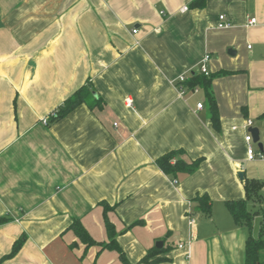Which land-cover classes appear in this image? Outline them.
<instances>
[{
	"label": "crops",
	"instance_id": "0c3cea01",
	"mask_svg": "<svg viewBox=\"0 0 264 264\" xmlns=\"http://www.w3.org/2000/svg\"><path fill=\"white\" fill-rule=\"evenodd\" d=\"M193 1L0 0V264H122L69 229L76 219L107 242L102 202L131 264L153 248L166 261L140 264H244L247 230L226 202L244 198L246 178L264 181V158L248 161L244 141L250 119L264 154V0ZM220 15L230 28H217ZM206 55L217 131L205 92L174 84L201 74ZM88 82L101 109L42 123ZM172 150L201 159L176 184L155 163Z\"/></svg>",
	"mask_w": 264,
	"mask_h": 264
},
{
	"label": "trees",
	"instance_id": "16d2710c",
	"mask_svg": "<svg viewBox=\"0 0 264 264\" xmlns=\"http://www.w3.org/2000/svg\"><path fill=\"white\" fill-rule=\"evenodd\" d=\"M203 0H195L190 4V7H202ZM215 76H204L203 74L192 72L188 78L181 84L185 91H195L196 89L203 90L206 94L210 122L212 128L217 131L220 128V118L215 98L210 90L212 80ZM94 94L96 96H94ZM80 105H86L90 109H101L104 106L102 98L96 94L92 85L86 83L78 88L71 96H69L57 109L49 116L48 124L55 123ZM259 119H264V113L260 115ZM182 150H172L156 160L158 168L172 181L177 182L180 175H189L195 172L201 159L187 160L184 157ZM264 181L255 179H245L244 181V198L238 201L226 202V208L230 213L236 225L245 227L247 230V238L245 243V261L244 264H264V211L261 206L264 202ZM193 201L197 204V209L205 217L211 216V201L207 195L196 196ZM103 208V220L107 234L108 241L103 243L95 242L82 226L80 221L73 219L69 229H71L76 237L86 246H99L101 250L115 251L122 264H131L116 240V231L114 225L108 219V212L113 210V207L105 202L100 203ZM262 212L263 219L259 223L258 232L254 235V220L255 217ZM9 219L6 217L0 218V225ZM142 222L138 221L134 225H141ZM23 243V238L18 239L12 246L11 252L6 255L1 261L14 257L19 251ZM158 249H151L142 258L140 263H157L166 261V258H159L153 260L152 258L158 252Z\"/></svg>",
	"mask_w": 264,
	"mask_h": 264
},
{
	"label": "built area",
	"instance_id": "2783aa9c",
	"mask_svg": "<svg viewBox=\"0 0 264 264\" xmlns=\"http://www.w3.org/2000/svg\"><path fill=\"white\" fill-rule=\"evenodd\" d=\"M256 23V20L255 19H250L248 21V25H254ZM231 27V24L230 22H228L225 18V16L223 15H220L218 17V24H217V28L218 29H227V28H230ZM133 34H136V30H133L132 31ZM209 55H206L202 62L200 63V66H199V71L201 74H203L204 76H209L208 74V71H207V67H206V64L207 62L209 61ZM186 76L187 75H181L179 77L176 78L174 84H175V88L177 90V92L180 94V96H183L185 94V89L181 87V84L186 80ZM197 108L198 109H201L202 108V104H197ZM42 123L44 125H48V121L47 119H44L42 121ZM253 125V121L250 120V119H247L245 121V129H246V135L244 137V141L246 143V159L248 161H253V160H261L264 158V154L259 150V149H256L254 147V144L252 142V136L251 134L248 132V129L251 128ZM173 184H176L175 181H172ZM194 218L191 214H189V225H192L194 223ZM179 247H182V246H179Z\"/></svg>",
	"mask_w": 264,
	"mask_h": 264
},
{
	"label": "water",
	"instance_id": "95a60500",
	"mask_svg": "<svg viewBox=\"0 0 264 264\" xmlns=\"http://www.w3.org/2000/svg\"><path fill=\"white\" fill-rule=\"evenodd\" d=\"M94 96H96V95L94 94ZM248 132L252 136L253 144H256L258 149L260 151H262V144L259 141L260 140V138H259V130L257 128L251 127V128L248 129ZM242 175H243L242 173L239 174L240 177H242ZM155 246H156V248H161L163 246V243L162 242H157Z\"/></svg>",
	"mask_w": 264,
	"mask_h": 264
}]
</instances>
